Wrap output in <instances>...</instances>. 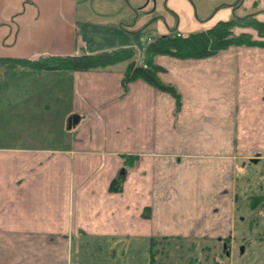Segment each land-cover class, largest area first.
<instances>
[{"label": "crops", "instance_id": "crops-1", "mask_svg": "<svg viewBox=\"0 0 264 264\" xmlns=\"http://www.w3.org/2000/svg\"><path fill=\"white\" fill-rule=\"evenodd\" d=\"M166 1L179 14L158 29L181 34L254 13L245 0L212 2L202 15L190 0ZM54 4L65 15V0ZM123 24L116 32H137ZM15 32L0 55L55 53L24 48L20 24ZM36 32L26 45L41 38ZM130 47L138 62L142 52ZM154 61L179 106L142 79L124 85L129 61L0 72V115L16 117L0 122L10 132L0 137V264H90L113 238L187 236L182 225H218L227 216L222 201L233 204L225 190L235 188L237 162L264 160V46L231 45L204 58L158 54ZM118 177L120 189L111 191Z\"/></svg>", "mask_w": 264, "mask_h": 264}, {"label": "rangeland", "instance_id": "rangeland-1", "mask_svg": "<svg viewBox=\"0 0 264 264\" xmlns=\"http://www.w3.org/2000/svg\"><path fill=\"white\" fill-rule=\"evenodd\" d=\"M105 1L73 0L76 4L65 0L64 15L56 11L54 0H0V52L10 51L12 48L11 46L5 48L6 44L12 41L9 43L8 41L4 43V41L13 38L18 24H20L19 41L24 48L29 46L31 49H49L55 52L51 53L52 55L65 56L100 52L112 48L118 49L130 45L134 46L136 50L142 51L144 46L156 35L167 33V26L175 23L176 18L172 13H177L168 6L166 0H109L108 3ZM190 1L196 14L202 15L206 13L212 2L214 4L225 0ZM245 1L248 3L246 11L254 12L253 17L257 16V20H264V0H256L255 5L251 3L252 0ZM131 7L136 9L137 14ZM104 13L107 14L106 17L101 15ZM239 15H243V13H239ZM246 17L249 20H239V23L233 27L234 33H240L236 31L237 29L250 33L253 38L260 37L258 33L260 29L256 30L253 25L255 23L252 14L246 15ZM134 19L136 22L132 25ZM117 22H123V26L128 28L134 26L137 32L132 33L125 30L116 32L114 27ZM158 22H161L159 23L161 27L162 23L167 25V31H160ZM11 27L15 29L9 35ZM36 31H39L41 38L32 39V44L26 45L27 35L38 34ZM41 54L50 55L45 52H41ZM0 57H5V55H0ZM133 58L135 59V56ZM124 61L121 65L126 64L129 60ZM6 74V76L11 75L10 72H6ZM13 119L16 117L10 110L1 112L0 122L8 123ZM0 131L2 132L0 137L5 139L10 134L9 128L5 130L0 127ZM251 158L248 159L249 162H254L245 164L246 159L243 167H241L242 163L237 162L242 170L239 168L235 173L233 179L235 188L232 190L230 186L225 190L233 204L230 207L228 199L226 202L222 201L224 207L230 209V212L228 210L227 216L222 213L223 218L218 225L208 223L205 224L207 226L201 227V222H199V226L194 229L182 225L187 236L157 237L153 239L152 246V242L148 238L124 241L113 238L108 244H100V246H104L102 254H97L99 258L96 260L92 258L90 264L221 263L224 259L222 255H219L217 247L214 249L210 247V254L206 253V249L210 243L215 242L213 236L226 235L227 230L231 227L232 218L231 231L234 236L232 240L236 243H247L246 258L248 260L264 258V160L258 161L255 157ZM207 213L211 214V212ZM211 216L213 215L211 214ZM207 220L209 221V218ZM226 262L230 264L229 260Z\"/></svg>", "mask_w": 264, "mask_h": 264}, {"label": "trees", "instance_id": "trees-1", "mask_svg": "<svg viewBox=\"0 0 264 264\" xmlns=\"http://www.w3.org/2000/svg\"><path fill=\"white\" fill-rule=\"evenodd\" d=\"M252 18L254 19L255 29H260V32L258 31L259 36L264 37V21L255 19L253 15ZM239 20L247 21L249 19L246 16L242 18L232 16L227 20L217 22L213 26L186 34L179 33L176 28H170L167 33L157 35L144 46L138 62L133 60L135 50L130 46H126L88 54L45 55L36 59L0 57V72L16 66L36 70L64 68L71 71H85L105 68L117 62L129 60L128 67L123 75L124 85L132 80L142 79L156 89L172 95L177 106H179L180 99L176 88L171 84L164 83L158 77L157 74L162 68L155 63L154 57L159 54L176 58H204L212 56L231 45L264 46V40L253 38L250 33H234L233 27L239 23ZM120 182L119 177L114 179L110 184V190H119ZM210 245L206 249L208 254H210V247L211 249L216 247L214 243H210ZM215 264L220 263L215 262Z\"/></svg>", "mask_w": 264, "mask_h": 264}, {"label": "flooded vegetation", "instance_id": "flooded-vegetation-1", "mask_svg": "<svg viewBox=\"0 0 264 264\" xmlns=\"http://www.w3.org/2000/svg\"><path fill=\"white\" fill-rule=\"evenodd\" d=\"M254 161L247 162L248 164H252ZM231 219V227L227 230L226 235L217 234L213 236L214 244L219 250V255L223 256L222 262L220 264H227V260H229L230 264H264V258H255L252 260H248L247 256V243L240 242L236 243L232 238L231 228L233 227ZM253 253V252H252ZM250 261V262H249Z\"/></svg>", "mask_w": 264, "mask_h": 264}]
</instances>
